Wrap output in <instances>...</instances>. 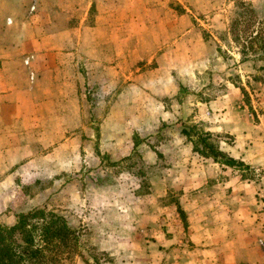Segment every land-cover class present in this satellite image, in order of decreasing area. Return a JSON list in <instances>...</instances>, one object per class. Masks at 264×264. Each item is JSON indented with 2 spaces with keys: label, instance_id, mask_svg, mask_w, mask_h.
<instances>
[{
  "label": "rangeland",
  "instance_id": "obj_1",
  "mask_svg": "<svg viewBox=\"0 0 264 264\" xmlns=\"http://www.w3.org/2000/svg\"><path fill=\"white\" fill-rule=\"evenodd\" d=\"M141 4L149 8L140 11L139 34L124 26L120 80L114 65L96 85L81 72L76 129L62 122L27 161L0 169V228L34 208L54 211L77 235L83 258L73 264L190 262L185 203L194 195L182 189L192 153L229 166L210 147L242 163L230 166L237 175L264 179V169L248 162L264 153V60L241 59L228 29L233 3ZM251 5L264 20V0ZM70 134L74 151H53L51 143Z\"/></svg>",
  "mask_w": 264,
  "mask_h": 264
},
{
  "label": "crops",
  "instance_id": "obj_2",
  "mask_svg": "<svg viewBox=\"0 0 264 264\" xmlns=\"http://www.w3.org/2000/svg\"><path fill=\"white\" fill-rule=\"evenodd\" d=\"M141 2L0 0V169L27 161L62 122L76 129V99L86 93L77 87L81 72L96 85L108 81L114 65L120 80L124 26L139 34L140 11L149 8ZM74 143L70 134L51 146L74 151ZM192 155L196 163L182 189L194 195L185 203L194 244L186 264H264V179L257 184L218 160ZM249 158L264 169V153Z\"/></svg>",
  "mask_w": 264,
  "mask_h": 264
},
{
  "label": "trees",
  "instance_id": "obj_3",
  "mask_svg": "<svg viewBox=\"0 0 264 264\" xmlns=\"http://www.w3.org/2000/svg\"><path fill=\"white\" fill-rule=\"evenodd\" d=\"M234 11L229 33L240 46L241 59L254 55L264 60V20H258L251 0H228ZM204 143V141H201ZM214 158H222L229 166H241L219 151L207 148ZM78 238L64 216L34 208L20 213L16 223L0 228V264H73L78 250Z\"/></svg>",
  "mask_w": 264,
  "mask_h": 264
},
{
  "label": "built area",
  "instance_id": "obj_4",
  "mask_svg": "<svg viewBox=\"0 0 264 264\" xmlns=\"http://www.w3.org/2000/svg\"><path fill=\"white\" fill-rule=\"evenodd\" d=\"M32 9H34V7H32ZM7 24H11V21L8 20V21H7Z\"/></svg>",
  "mask_w": 264,
  "mask_h": 264
}]
</instances>
